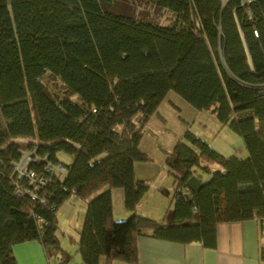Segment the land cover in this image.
I'll list each match as a JSON object with an SVG mask.
<instances>
[{
  "label": "trees",
  "instance_id": "obj_1",
  "mask_svg": "<svg viewBox=\"0 0 264 264\" xmlns=\"http://www.w3.org/2000/svg\"><path fill=\"white\" fill-rule=\"evenodd\" d=\"M116 1L0 0V264H17L13 246L29 240L66 264L56 212L71 195L86 201L80 264H136L140 235L214 247L218 222L264 218V0H133L168 11V24L117 11ZM45 71L79 101L49 97ZM169 91L227 124L246 156H224L186 130L165 158L166 222L138 213L147 186L134 163L151 159L141 129ZM57 164L62 176L47 169ZM115 187L129 213L121 220Z\"/></svg>",
  "mask_w": 264,
  "mask_h": 264
},
{
  "label": "rangeland",
  "instance_id": "obj_2",
  "mask_svg": "<svg viewBox=\"0 0 264 264\" xmlns=\"http://www.w3.org/2000/svg\"><path fill=\"white\" fill-rule=\"evenodd\" d=\"M114 8L159 24H168L171 21L168 11L156 9L148 2L117 0ZM40 80L52 99L58 100L68 96L71 100L79 101L78 97L69 92L58 77L51 75L48 71H45ZM186 130L199 136L224 156L236 155L242 158L246 156L240 136L227 124L221 123L210 111L193 108L175 92L169 91L158 105L156 112L148 118L141 129L139 147L151 159L134 163L135 177L143 180L147 186L137 204L138 213L155 219L165 216L167 222L172 207L173 177L165 158L175 142L183 138ZM57 158L64 164L71 161V156L62 151L57 153ZM27 159V153H23L19 160V167L24 166ZM193 173L204 181L208 178V174L198 167L193 168ZM163 190H167L168 193ZM111 197L113 215L117 217L114 218L118 220L126 218L127 215L125 217L119 215L122 211L128 214L123 204L122 188H112ZM85 208L86 201L71 195L56 212L57 236L60 246L70 253L68 264L80 263V257L76 251V240L79 237ZM113 264H121V262H113Z\"/></svg>",
  "mask_w": 264,
  "mask_h": 264
},
{
  "label": "crops",
  "instance_id": "obj_3",
  "mask_svg": "<svg viewBox=\"0 0 264 264\" xmlns=\"http://www.w3.org/2000/svg\"><path fill=\"white\" fill-rule=\"evenodd\" d=\"M128 214L122 211L119 215ZM136 248V264H264V218L218 222L214 247H205L198 241L184 244L140 235ZM12 251L17 264H58V257L47 258L36 240L17 243Z\"/></svg>",
  "mask_w": 264,
  "mask_h": 264
},
{
  "label": "built area",
  "instance_id": "obj_4",
  "mask_svg": "<svg viewBox=\"0 0 264 264\" xmlns=\"http://www.w3.org/2000/svg\"><path fill=\"white\" fill-rule=\"evenodd\" d=\"M249 1H252V0H242V3H245V2H249ZM27 161L26 163L29 161L30 157L27 156ZM26 163L24 166L22 167H19V162L16 163V169L18 170V172H20L21 174L25 173L26 171ZM52 168L54 173H56L58 176H62L65 171H64V168L62 165L60 164H57V165H54V166H47V169H50ZM28 175L30 176V179L32 181H36L38 182L39 184H42L43 183V180H42V177L41 176H38V177H34L33 173L32 172H28Z\"/></svg>",
  "mask_w": 264,
  "mask_h": 264
}]
</instances>
